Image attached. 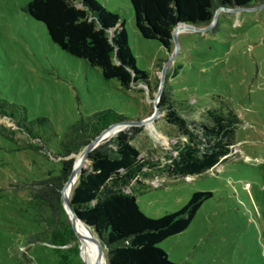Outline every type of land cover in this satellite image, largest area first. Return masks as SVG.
Segmentation results:
<instances>
[{"label": "rangeland", "instance_id": "1", "mask_svg": "<svg viewBox=\"0 0 264 264\" xmlns=\"http://www.w3.org/2000/svg\"><path fill=\"white\" fill-rule=\"evenodd\" d=\"M29 1L0 0V101L9 115H0V264H60L52 247L29 242L18 231L31 227L20 223L24 217L15 207L27 199L30 177L43 169L40 161L60 159L55 148L72 126L106 108L123 113L128 123L117 124L122 128L101 143L140 128L131 143L144 163L139 179L145 186L125 189L136 193L147 215L180 209L196 190L212 193L188 228L161 242L171 260L264 264V0L242 10L221 9L211 25L182 27L175 56V45L167 50L140 35L130 0H98L119 15L138 67L150 75L149 85L128 90L54 43L46 25L23 10ZM159 89L160 96L170 93L189 121L201 122L209 109L221 118L223 149L209 170L183 177L171 169L186 137L164 112L136 123L153 114ZM10 117L24 119L41 139ZM89 164L86 158L83 167ZM80 244L76 236L72 246L80 250ZM74 263L86 264L80 252Z\"/></svg>", "mask_w": 264, "mask_h": 264}, {"label": "trees", "instance_id": "2", "mask_svg": "<svg viewBox=\"0 0 264 264\" xmlns=\"http://www.w3.org/2000/svg\"><path fill=\"white\" fill-rule=\"evenodd\" d=\"M253 1L256 0H130V3L140 35L157 39L171 50L172 32L178 24H209L218 7H247ZM23 10L46 25L51 40L62 50L99 67L104 78L118 80L125 90L139 83L149 85L150 75L138 67L123 21L98 0H30ZM158 106L166 121L186 137L178 144L171 169L186 177L214 166L223 149L220 140L225 131L221 118L212 115L209 109L201 122L189 121L166 90ZM0 115L9 116L1 101ZM12 119L38 141L41 139L26 126L24 119ZM126 119L123 113L106 108L87 120H79L57 143L55 153L60 159L47 157L40 161L43 169L39 175L30 177L27 199L15 207L24 217L19 222L31 227L27 231L18 227V231L25 233L29 242H44L52 247L60 264H75L74 258L79 254V247L72 246L76 234L62 197L77 155L101 131ZM139 129L133 126L129 131L119 132L89 152V167H82L71 205L78 217L97 231L109 264H179L170 259L160 244L188 228L212 193L196 190L180 209L160 217L147 215L136 193L125 189L134 183L145 186L139 179L144 163L139 149L131 143ZM23 182L26 183L25 179Z\"/></svg>", "mask_w": 264, "mask_h": 264}, {"label": "bare ground", "instance_id": "3", "mask_svg": "<svg viewBox=\"0 0 264 264\" xmlns=\"http://www.w3.org/2000/svg\"><path fill=\"white\" fill-rule=\"evenodd\" d=\"M182 27L185 28L183 25L180 26L177 30V34ZM120 128H122L121 125H114L107 128L100 136L99 141L102 137L110 134L111 132L118 131ZM83 163L84 162H81V153H79L76 158V173L64 189V196L69 200L71 199V194L76 184V180L78 179L80 167L83 166ZM70 219L74 223L76 236L81 240L79 252L83 255L86 264H108V261L104 258L102 253L103 250L100 240L96 237L92 228L87 226L77 216H74L73 213L70 214Z\"/></svg>", "mask_w": 264, "mask_h": 264}, {"label": "water", "instance_id": "4", "mask_svg": "<svg viewBox=\"0 0 264 264\" xmlns=\"http://www.w3.org/2000/svg\"><path fill=\"white\" fill-rule=\"evenodd\" d=\"M221 9H229V7H224V6H220V7H218L217 9H216V11H215V13H214V17H213V20H212V22L210 23V25L216 20V17H217V14L219 13V11L221 10ZM233 9H235V10H242V9H246V7H233ZM185 26V27H188V28H196L197 29V27H195L193 24H190V23H180V24H178L175 28H174V30H173V32H172V34H173V41H174V45H175V48H174V50H173V52L172 53H174L173 54V56H175V54H176V52H177V49H178V44H179V42H178V34H177V30H178V28L180 27V26ZM166 71V67L164 66L163 67V74H164V72ZM160 93H161V89H159V91H158V94H157V98L160 96ZM157 98H156V100H155V109H154V112H153V114L150 116V118H148V119H144V120H141V121H136V123H143V122H145V121H147V120H153L159 113H160V109H159V106H158V102H157ZM126 123H128V121H126V120H124V121H121V122H115V123H113V124H111L109 127H111V126H114V125H117V124H126ZM109 127H107V128H109ZM106 128V129H107ZM106 129H104L103 131H101L95 138H93L84 148H83V150L80 152L81 153V162H84L85 161V159L87 158V155L89 154V152L92 150V149H94L96 146H98L102 141H99V138H100V136L102 135V133L106 130ZM76 160H75V164H74V167H73V170H72V172L70 173V176H69V178H68V180L66 181V183H65V185H64V187H63V189H62V197H63V205H64V208H65V210H66V212H67V214H68V217H69V219H70V214L71 213H73L74 214V216H77L78 217V215L76 214V212L74 211V209H73V207H72V205H71V200H69V199H67L65 196H64V189H65V187L67 186V184L69 183V181L72 179V177L74 176V174L76 173ZM82 167L83 166H81L80 167V172H81V170H82ZM79 175H80V173H79ZM81 221H83L80 217H78ZM70 222H71V225H72V228H73V230H74V232H75V227H74V223L71 221V219H70ZM84 222V221H83ZM87 226H89L90 227V225L88 224V223H86V222H84ZM94 232H95V235L97 236V238L100 240V238H99V236H98V233H97V231H95L94 230ZM103 246V245H102ZM105 249V248H104ZM106 250V249H105Z\"/></svg>", "mask_w": 264, "mask_h": 264}]
</instances>
